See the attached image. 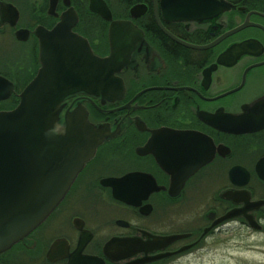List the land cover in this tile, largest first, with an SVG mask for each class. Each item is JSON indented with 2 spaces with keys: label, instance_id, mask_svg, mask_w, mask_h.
I'll list each match as a JSON object with an SVG mask.
<instances>
[{
  "label": "flooded vegetation",
  "instance_id": "flooded-vegetation-1",
  "mask_svg": "<svg viewBox=\"0 0 264 264\" xmlns=\"http://www.w3.org/2000/svg\"><path fill=\"white\" fill-rule=\"evenodd\" d=\"M57 48L111 57L69 67L91 75L64 100L108 136L0 264H174L264 234V0H0V110Z\"/></svg>",
  "mask_w": 264,
  "mask_h": 264
},
{
  "label": "water",
  "instance_id": "water-1",
  "mask_svg": "<svg viewBox=\"0 0 264 264\" xmlns=\"http://www.w3.org/2000/svg\"><path fill=\"white\" fill-rule=\"evenodd\" d=\"M66 34L71 39L63 43L78 40L69 30ZM56 42L58 46L62 41ZM77 50L79 55L74 49L68 53L57 48L55 63L42 61L15 107L0 110V250L47 217L108 136L107 129L88 122L84 108L64 103L91 75L83 69L72 72L69 67L90 66L88 58L105 66L111 58L96 59L89 49ZM73 59L81 62L71 63ZM101 74L107 76L104 71ZM12 91V83L0 76V101Z\"/></svg>",
  "mask_w": 264,
  "mask_h": 264
},
{
  "label": "rangeland",
  "instance_id": "rangeland-1",
  "mask_svg": "<svg viewBox=\"0 0 264 264\" xmlns=\"http://www.w3.org/2000/svg\"><path fill=\"white\" fill-rule=\"evenodd\" d=\"M214 250L193 253L174 264H264V234H247L240 244H215Z\"/></svg>",
  "mask_w": 264,
  "mask_h": 264
},
{
  "label": "trees",
  "instance_id": "trees-1",
  "mask_svg": "<svg viewBox=\"0 0 264 264\" xmlns=\"http://www.w3.org/2000/svg\"><path fill=\"white\" fill-rule=\"evenodd\" d=\"M13 106H14V105H13ZM13 106H12V107H13Z\"/></svg>",
  "mask_w": 264,
  "mask_h": 264
}]
</instances>
